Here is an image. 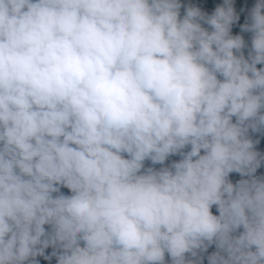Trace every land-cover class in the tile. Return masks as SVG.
Segmentation results:
<instances>
[{"label": "clouds", "instance_id": "1", "mask_svg": "<svg viewBox=\"0 0 264 264\" xmlns=\"http://www.w3.org/2000/svg\"><path fill=\"white\" fill-rule=\"evenodd\" d=\"M208 6L0 0V264H264V0Z\"/></svg>", "mask_w": 264, "mask_h": 264}, {"label": "trees", "instance_id": "2", "mask_svg": "<svg viewBox=\"0 0 264 264\" xmlns=\"http://www.w3.org/2000/svg\"><path fill=\"white\" fill-rule=\"evenodd\" d=\"M192 2L198 3L199 0H192ZM254 2H255V0H234V6L236 7L238 12H240L242 7L245 9V11L241 14L240 20L237 22V24L233 25V32L234 33L239 31V24H242L244 22V16L246 15L247 10L251 8L252 4H254ZM218 3H222V0H209V6L205 10L210 12L212 10V8L214 7V5L218 4ZM244 35L247 39L248 34L245 33ZM253 138L260 141V143H258L257 146L264 147V139H262L258 133L253 134ZM231 180L233 182H235L238 179H231ZM61 191H63L64 193H67L68 189L62 188ZM213 211H215V209H213ZM47 251H51V249H48ZM211 251H214V245L209 247L208 253H210ZM206 256H207V253L204 254V264H207ZM38 259H42V258H38ZM46 263L47 262H44V264H46Z\"/></svg>", "mask_w": 264, "mask_h": 264}, {"label": "water", "instance_id": "3", "mask_svg": "<svg viewBox=\"0 0 264 264\" xmlns=\"http://www.w3.org/2000/svg\"><path fill=\"white\" fill-rule=\"evenodd\" d=\"M257 150L258 151H262L264 152V147L262 146H257ZM179 157L178 156H173V157H170L169 158V161H166V163H170L171 159H178ZM146 166L150 165V161H146ZM156 167H160V165H155ZM257 175H264V164H262V166L260 168L257 169ZM231 179H240V176L238 173H230V177Z\"/></svg>", "mask_w": 264, "mask_h": 264}]
</instances>
